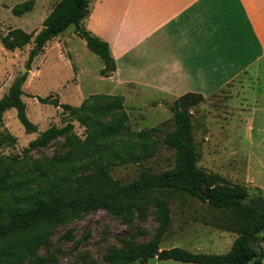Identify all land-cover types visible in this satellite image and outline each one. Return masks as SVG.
<instances>
[{
    "label": "rangeland",
    "instance_id": "1",
    "mask_svg": "<svg viewBox=\"0 0 264 264\" xmlns=\"http://www.w3.org/2000/svg\"><path fill=\"white\" fill-rule=\"evenodd\" d=\"M22 1L0 0V37L14 28L33 34L20 48L7 49L0 40V98L16 79L23 77L21 99L34 130L27 131L22 126L15 108L2 113L0 172L8 169L13 179H26L34 187L46 185L61 174L63 169L50 171L48 164H44L71 150L73 141L81 144L91 134L61 104L68 103L73 108L80 107L82 102L106 105L110 99L99 98L100 95L118 97L121 108L102 114L96 109L92 116L102 122L122 114L125 117L121 131L105 142L109 155L100 161L111 165L112 178L126 184L135 180L143 167L153 171L171 168L174 150L165 143V138L176 127L173 107L180 95L116 89L100 82L97 71L103 63L98 55L87 49L88 56L75 58L69 52L68 46L76 49V53L80 42L85 46L73 24L47 41L29 62L33 38L42 28L43 19L60 0H33L31 10L13 14V5ZM81 25L84 27L82 20ZM71 36L73 39L67 40ZM83 65L86 71L79 80L78 68ZM99 73L108 76L110 71ZM244 78L239 76L224 88L202 95V101L188 107L192 142L196 165L213 176L215 182L240 185L247 197L264 199V80L252 84ZM85 112L93 113L89 107ZM49 127L68 130L44 145L30 144ZM72 134L73 141L69 137ZM84 164L76 163L75 169L83 172L92 169L84 168ZM159 200L168 206L166 220L158 206ZM233 218L232 210L219 209L187 192L169 188L153 190L134 199L129 215H118L104 208L70 214L54 225L46 240L38 243L35 255L25 257L21 264H107L105 257L109 250L148 241L162 225L165 231L157 251L177 247L191 252L224 253L237 232L225 228L223 222ZM260 247L264 252V241ZM154 255L145 264H196L160 260Z\"/></svg>",
    "mask_w": 264,
    "mask_h": 264
},
{
    "label": "trees",
    "instance_id": "2",
    "mask_svg": "<svg viewBox=\"0 0 264 264\" xmlns=\"http://www.w3.org/2000/svg\"><path fill=\"white\" fill-rule=\"evenodd\" d=\"M33 3V0H24L13 5L11 11L20 15L31 10ZM88 6L89 0H60L56 3L33 38L34 45L29 51L28 61L42 51L47 41L73 24L76 35L84 40L87 49L102 60L101 73L113 71L115 62L110 55L108 43L81 25V20L89 12ZM32 35L14 28L0 37V40L7 49L20 48L30 41ZM22 79L23 77L16 79L0 98V122L6 109L15 108L19 122L27 131H32L34 124L27 117L25 103L21 99ZM98 97L110 101L101 106L82 102L78 108H73L68 103L61 104L65 110L73 112L91 132L81 144L73 141L75 136L70 135L75 143L71 150L44 164H48L50 171L63 169L61 174L46 185L37 184L34 187L26 179H13L8 169L0 172V264H21L25 257H33L38 243L45 241L54 225L63 222L70 214L104 208L118 215H129L135 198L165 188L187 192L219 209L232 210L235 218L225 219L223 226L235 230L237 236L224 253L191 252L173 247L159 249L157 259L196 264H261L264 258L260 247V242L264 241V233L260 228L263 214L244 202L248 197L242 186L217 183L213 176L196 165L188 107L202 101V94L185 92L174 101L173 117L176 127L167 132L165 138V143L174 150L173 166L161 171L143 167L138 177L126 184H120L112 178L109 163H100L110 151L105 142L121 131L125 117L122 114L102 122L92 116L96 109L100 110L97 113H107L121 108V103L115 96ZM87 107L92 114L85 112ZM67 127L46 128L30 144L44 145L62 135L68 130ZM152 129L159 130L158 127ZM129 154L130 152L127 153ZM79 162L85 163L84 168L92 169L88 172L75 169ZM158 206L166 220V202L159 200ZM164 231L165 225H162L148 241L109 250L105 257L107 264H131L135 261L145 264L148 258L155 256L154 251L158 249Z\"/></svg>",
    "mask_w": 264,
    "mask_h": 264
},
{
    "label": "crops",
    "instance_id": "3",
    "mask_svg": "<svg viewBox=\"0 0 264 264\" xmlns=\"http://www.w3.org/2000/svg\"><path fill=\"white\" fill-rule=\"evenodd\" d=\"M88 7L84 28L108 43L115 62L108 76L102 64L98 78L113 88L207 96L239 76L264 80V0H89ZM78 46L77 53L68 46L72 56H88ZM84 71L79 66V80Z\"/></svg>",
    "mask_w": 264,
    "mask_h": 264
},
{
    "label": "water",
    "instance_id": "4",
    "mask_svg": "<svg viewBox=\"0 0 264 264\" xmlns=\"http://www.w3.org/2000/svg\"><path fill=\"white\" fill-rule=\"evenodd\" d=\"M244 202H246L250 206L254 207L257 212L263 214V219L261 221L260 228H261L262 233H264V199L259 197V196H253V197H248V198L244 199ZM157 253H158V251L155 250L154 254L157 255Z\"/></svg>",
    "mask_w": 264,
    "mask_h": 264
}]
</instances>
